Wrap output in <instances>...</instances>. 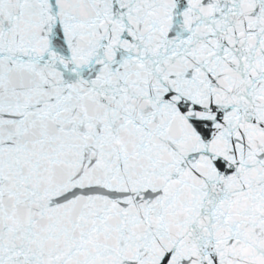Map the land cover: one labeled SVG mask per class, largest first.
<instances>
[{"label":"snow or ice","instance_id":"1","mask_svg":"<svg viewBox=\"0 0 264 264\" xmlns=\"http://www.w3.org/2000/svg\"><path fill=\"white\" fill-rule=\"evenodd\" d=\"M0 264H264V0H0Z\"/></svg>","mask_w":264,"mask_h":264}]
</instances>
